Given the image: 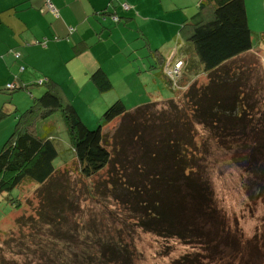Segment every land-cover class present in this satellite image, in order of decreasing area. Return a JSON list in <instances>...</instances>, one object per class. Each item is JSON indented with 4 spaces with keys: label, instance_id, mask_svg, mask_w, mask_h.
I'll return each mask as SVG.
<instances>
[{
    "label": "trees",
    "instance_id": "obj_1",
    "mask_svg": "<svg viewBox=\"0 0 264 264\" xmlns=\"http://www.w3.org/2000/svg\"><path fill=\"white\" fill-rule=\"evenodd\" d=\"M118 7L122 12L132 9L127 3ZM195 10L179 27L178 41L166 50L167 57L155 49L160 65L158 72H152L154 84L161 79L174 94L170 99L128 111L118 97L102 113L97 128L89 129L58 81L50 77L38 81L43 90L16 117L15 127L0 149V202L17 209L22 186L46 188L43 212L30 219L29 226L35 231L45 228L52 245L61 249L52 246L50 253L38 259L39 264H134L133 235L129 233L126 241L121 230L110 236L108 228L102 232L94 226L83 237L67 231L72 193L65 181L55 185L54 178L59 168L73 160L86 179L103 170L110 174L92 190L102 194L108 190L107 196L122 206L119 229L198 247L171 264H214L223 246L235 253L242 251L241 243L228 236L227 221L211 186L209 168L214 155L210 142L231 153V163L251 174L258 195L264 194V138H252L264 129V122L245 120V109L252 112L253 107L240 64L246 54L264 44V32L254 45L245 0H199ZM104 14L113 22L126 17L116 11L105 10ZM103 65L98 64L89 74L102 94L114 89ZM202 75L208 82L197 86ZM30 85L7 84L4 93L11 97L17 89L31 92ZM9 103L6 98L0 105V121L18 111V107L7 109ZM56 111L67 129L65 145L48 122ZM114 121L117 125L107 129ZM198 126L210 136L199 137ZM250 133L253 143L249 149ZM240 262L253 263L242 257Z\"/></svg>",
    "mask_w": 264,
    "mask_h": 264
},
{
    "label": "rangeland",
    "instance_id": "obj_2",
    "mask_svg": "<svg viewBox=\"0 0 264 264\" xmlns=\"http://www.w3.org/2000/svg\"><path fill=\"white\" fill-rule=\"evenodd\" d=\"M114 1L118 4L127 3L132 9L135 8L127 1ZM247 2L253 44L257 45L260 35L264 32V0H247ZM146 3L149 5V1ZM144 10L142 9L140 14H136L139 18L141 31L135 22H132V25H127L121 21L118 32L119 38L122 37V42L120 41V45L115 42L113 52L110 53V56H105L107 61L104 65L108 68L114 89L103 94L100 93L97 87L92 85L93 82L89 75L98 66L86 74L82 70V64L77 61L63 62L64 64H62L59 62V58L53 60L54 62L35 58L30 63H24L25 72H21L17 68L14 76L9 80L10 83H14L18 77L23 78L24 84H31L32 93L26 89H17L11 97H7L10 101L7 104V109L11 108L13 111L18 107V111L9 113L0 121V149L13 131L17 121L16 117L33 101V95L37 96L43 90L44 86L37 85L38 81L47 79V77L60 83L66 93L65 97L75 104L83 123L89 129L97 128L102 113L118 97L122 99L128 111L151 101L167 100L174 97L173 92L164 86L161 79H158V84H154L152 72H158L157 66L160 65L156 63L155 57L160 61L159 54H164L167 49L174 48L173 39L179 38L178 28L180 26L177 30H173L168 25V28L162 25L154 26V24L147 26L148 19L145 18L144 22L142 18V15L145 14ZM161 28L165 30H159ZM148 39L151 42V48H149ZM167 42L169 45L165 48L164 44ZM156 48L159 49L157 51L159 54L156 53ZM112 55L114 56L112 57ZM240 64L244 67V77L253 107L252 112L245 109L248 111L245 120L259 118L264 122V44L246 54L240 60ZM150 65L155 69H152ZM207 82L208 77L202 75L197 78L196 85H204ZM23 83H19V85L22 86ZM48 122L53 124L57 138L66 143L68 133L61 114L58 111L54 112ZM117 122L114 121L106 128L112 129L117 125ZM197 130L201 138H206L210 134L202 126H198ZM250 136H252L251 133L249 137L247 136V148L249 149L253 143L252 138L255 141L264 138V129L254 137L250 138ZM210 148L213 150L214 156L211 160L214 162L211 163L209 170L211 171V186L216 203L227 221L228 236L239 241L242 246V251L237 253L223 246L220 249V257L223 254L225 257L222 262L218 261L220 257H217L214 264H242L240 257L248 262L252 261L254 264H264V194L258 195L259 187L254 188L251 174L231 163L229 158L231 153L225 152L224 148H218L212 140ZM109 176L110 174L108 175L103 170L93 178L86 179L80 175L78 163L74 160L57 170L54 178L55 185L65 181V185H69L72 193L69 200L73 211L68 215V219H70L67 220L68 225H66L68 232L82 236L88 229L97 227L102 232L108 228L110 236H116L121 230L123 239L126 241H128L127 235L131 234L135 248L134 264H171L172 261L186 253L198 251V247H186L178 240H165L140 231L135 233L119 229L120 224L117 223H121L120 220L124 214L122 206L112 197L107 196L108 190L103 191V194L92 190L95 184L106 182L110 178ZM55 192L57 193V191ZM91 193L94 195L92 196ZM19 194L20 206L17 209L12 208L10 204L0 202V264H39L38 259L44 254L50 253V248L54 245H52L49 236L45 235V233L49 235L45 228L35 231L29 226V221L37 219L39 211L43 212L42 201L47 195L46 188L44 187L41 191V188L36 185L25 184L20 188ZM18 218H21L20 222H18ZM117 218L119 221L116 220ZM129 224L134 227L131 222ZM52 249L58 251L61 248L54 246ZM234 253L235 256L231 257ZM247 255L252 260H248ZM203 264L206 262L203 261Z\"/></svg>",
    "mask_w": 264,
    "mask_h": 264
},
{
    "label": "crops",
    "instance_id": "obj_3",
    "mask_svg": "<svg viewBox=\"0 0 264 264\" xmlns=\"http://www.w3.org/2000/svg\"><path fill=\"white\" fill-rule=\"evenodd\" d=\"M124 1L135 6L127 14L114 0H0V105L5 103L4 88L11 84L9 80L17 68L23 67L19 71L25 72L24 63H30L32 59L54 62L59 58L62 64L77 61L86 74L97 64H104L105 56L113 52L115 42L118 45L122 42L118 32L121 22H113L109 15H103L105 10L126 16L124 22L127 25L135 22L141 31L136 14L145 9L142 18L144 22L148 19L147 26L154 24L168 28V25L177 30L195 13L199 0ZM245 3L249 9L247 0ZM48 5L53 7V12ZM173 40L178 41L177 38ZM147 41L151 43L149 39ZM168 45L165 43V48ZM15 54L19 56L15 57ZM164 55L167 57L168 52L164 51ZM19 83H23V78L18 77L11 85L20 86Z\"/></svg>",
    "mask_w": 264,
    "mask_h": 264
},
{
    "label": "built area",
    "instance_id": "obj_4",
    "mask_svg": "<svg viewBox=\"0 0 264 264\" xmlns=\"http://www.w3.org/2000/svg\"><path fill=\"white\" fill-rule=\"evenodd\" d=\"M49 10L53 11V7L51 5H48ZM18 55H16L17 57Z\"/></svg>",
    "mask_w": 264,
    "mask_h": 264
}]
</instances>
